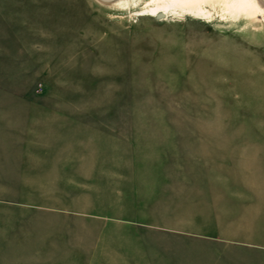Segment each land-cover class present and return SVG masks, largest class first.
<instances>
[{"label": "rangeland", "instance_id": "374dc122", "mask_svg": "<svg viewBox=\"0 0 264 264\" xmlns=\"http://www.w3.org/2000/svg\"><path fill=\"white\" fill-rule=\"evenodd\" d=\"M142 1L0 0V264L104 219L264 247V19Z\"/></svg>", "mask_w": 264, "mask_h": 264}, {"label": "crops", "instance_id": "0c3cea01", "mask_svg": "<svg viewBox=\"0 0 264 264\" xmlns=\"http://www.w3.org/2000/svg\"><path fill=\"white\" fill-rule=\"evenodd\" d=\"M70 228V239L57 238L61 253L59 264H258L260 253L254 251L264 250L255 243L179 225L108 219L99 222L98 235L87 238L89 242L82 247L77 227ZM48 229L53 231L50 225L37 227V235L48 237L45 233ZM35 246L34 250L42 247ZM249 253L253 254L249 256Z\"/></svg>", "mask_w": 264, "mask_h": 264}, {"label": "bare ground", "instance_id": "6f19581e", "mask_svg": "<svg viewBox=\"0 0 264 264\" xmlns=\"http://www.w3.org/2000/svg\"><path fill=\"white\" fill-rule=\"evenodd\" d=\"M115 0H109V2ZM264 19V0H248ZM243 0H143L142 12L153 16L208 18L216 22L238 21Z\"/></svg>", "mask_w": 264, "mask_h": 264}, {"label": "water", "instance_id": "95a60500", "mask_svg": "<svg viewBox=\"0 0 264 264\" xmlns=\"http://www.w3.org/2000/svg\"><path fill=\"white\" fill-rule=\"evenodd\" d=\"M103 1H109V0H103Z\"/></svg>", "mask_w": 264, "mask_h": 264}]
</instances>
